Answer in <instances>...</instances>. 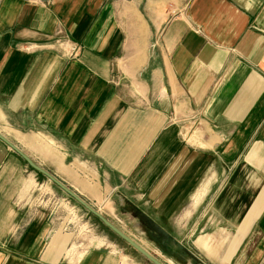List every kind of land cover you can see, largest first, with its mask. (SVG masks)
<instances>
[{"label": "crops", "instance_id": "obj_1", "mask_svg": "<svg viewBox=\"0 0 264 264\" xmlns=\"http://www.w3.org/2000/svg\"><path fill=\"white\" fill-rule=\"evenodd\" d=\"M0 133L66 179L95 167L130 206L179 224L206 204L246 233L264 207V0H0ZM22 162L0 141V264H108L66 260ZM198 239L208 254L226 242V261L237 236Z\"/></svg>", "mask_w": 264, "mask_h": 264}, {"label": "rangeland", "instance_id": "obj_2", "mask_svg": "<svg viewBox=\"0 0 264 264\" xmlns=\"http://www.w3.org/2000/svg\"><path fill=\"white\" fill-rule=\"evenodd\" d=\"M29 151L39 166L63 177L74 187L72 189L81 192L86 201L165 264H246L247 257L264 234V227L257 224L264 217V207L257 211L252 228L241 234L217 225L216 210L209 206L208 211L206 204L193 210L192 206H186L190 209L189 218L177 224L175 219L168 218L169 211L163 206H130L125 196L105 188V179L93 166L76 165L75 169L72 166L75 180L66 179L64 171L47 160L41 149ZM22 164L25 165L26 176L33 177V185L28 188V199L34 204L31 207L33 210L43 208V212L53 220L55 230L65 241L63 251L66 260L73 262L85 254L97 253L109 256L108 264H152L64 191L30 169L25 162ZM227 234L236 235L237 240L226 261H221L218 256L222 254L226 242L219 246L217 254L206 253L198 244L201 235L213 236L216 244ZM205 243L202 247L209 251Z\"/></svg>", "mask_w": 264, "mask_h": 264}, {"label": "water", "instance_id": "obj_3", "mask_svg": "<svg viewBox=\"0 0 264 264\" xmlns=\"http://www.w3.org/2000/svg\"><path fill=\"white\" fill-rule=\"evenodd\" d=\"M0 141H2L5 145H7L13 152H15L25 163L26 165L35 171L36 173L42 175L47 180H49L56 187L60 188L64 191L68 196L74 199L78 204H80L86 211L96 217L104 226H106L110 231H112L115 235H117L120 239H122L126 244L132 247L135 251L140 253L143 257H145L152 264H165L160 261L157 257L151 254L148 250H146L141 244L135 241L130 235L124 232L121 228L111 222L100 210L92 206L88 201H86L79 193H77L74 189L65 185L62 181H60L57 177L51 174L46 169L39 166L35 163L27 154H25L21 149H19L16 145H14L7 137L0 133Z\"/></svg>", "mask_w": 264, "mask_h": 264}, {"label": "built area", "instance_id": "obj_4", "mask_svg": "<svg viewBox=\"0 0 264 264\" xmlns=\"http://www.w3.org/2000/svg\"><path fill=\"white\" fill-rule=\"evenodd\" d=\"M59 45L63 46V52L68 56H74L79 52V46L71 43L68 39H63Z\"/></svg>", "mask_w": 264, "mask_h": 264}]
</instances>
